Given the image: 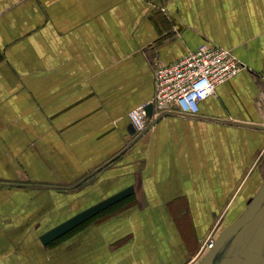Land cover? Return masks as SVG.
Returning a JSON list of instances; mask_svg holds the SVG:
<instances>
[{
    "label": "crops",
    "instance_id": "0c3cea01",
    "mask_svg": "<svg viewBox=\"0 0 264 264\" xmlns=\"http://www.w3.org/2000/svg\"><path fill=\"white\" fill-rule=\"evenodd\" d=\"M203 43L243 69L135 132L153 69ZM263 182L264 0H0V264H199ZM251 237L214 264H264Z\"/></svg>",
    "mask_w": 264,
    "mask_h": 264
},
{
    "label": "built area",
    "instance_id": "2783aa9c",
    "mask_svg": "<svg viewBox=\"0 0 264 264\" xmlns=\"http://www.w3.org/2000/svg\"><path fill=\"white\" fill-rule=\"evenodd\" d=\"M242 69L243 65L230 51L206 43L172 63L156 66L153 69L152 99L128 114L133 129L142 132L147 126V119L152 116H196L201 102L212 96L218 86L236 77ZM147 105L152 106L151 117L146 115ZM204 243L203 250L208 251L214 240L209 238Z\"/></svg>",
    "mask_w": 264,
    "mask_h": 264
},
{
    "label": "water",
    "instance_id": "95a60500",
    "mask_svg": "<svg viewBox=\"0 0 264 264\" xmlns=\"http://www.w3.org/2000/svg\"><path fill=\"white\" fill-rule=\"evenodd\" d=\"M145 111H146V115L148 117H151L152 106L147 105ZM129 193H130V189L115 195L114 197L110 198L106 204H104L103 208L118 202L119 200L127 196ZM263 204H264V182L262 183L255 198L248 206V208L244 211V213L241 216H239L236 220H234L230 225H228L219 233V235L214 241L212 248L205 253L199 264H214L216 257L223 251L225 245L232 237H234L237 233L247 232L250 223L256 218L257 214L262 209ZM92 215H93L92 213H89L87 215L83 213L78 214L77 216L71 218L67 222L61 224L60 226L56 227L55 229L49 231L44 236H42L40 239L41 243L43 245L49 244L50 242L60 237L64 233L68 232L72 228L76 227L79 223L88 219ZM250 232H252V230H250L249 233ZM251 236L252 237L245 248L246 253H249L255 247L260 246V244L264 240V231L256 232V233L254 231ZM242 238H245V235H243Z\"/></svg>",
    "mask_w": 264,
    "mask_h": 264
},
{
    "label": "flooded vegetation",
    "instance_id": "af4514ba",
    "mask_svg": "<svg viewBox=\"0 0 264 264\" xmlns=\"http://www.w3.org/2000/svg\"><path fill=\"white\" fill-rule=\"evenodd\" d=\"M243 235H244V232H242V235H241L240 237H239V236H236V237H237L236 239H235V237L231 238V239L227 242L226 246H228L229 243H232V246H235L237 243L242 244L243 241H244V238H241V237H243ZM249 241H250V240H249ZM249 241L246 242V245L248 244ZM244 242H245V241H244ZM246 245H245L244 249L246 248Z\"/></svg>",
    "mask_w": 264,
    "mask_h": 264
},
{
    "label": "rangeland",
    "instance_id": "374dc122",
    "mask_svg": "<svg viewBox=\"0 0 264 264\" xmlns=\"http://www.w3.org/2000/svg\"><path fill=\"white\" fill-rule=\"evenodd\" d=\"M248 231H249V230H248ZM248 231H247V232H248ZM254 231H255V230H253V231L250 232V233L248 232L249 234H248V236L245 237L244 240H246V239L248 240ZM241 235H242V233H237V234L235 235V239L237 238L236 236H239V237H240ZM241 238H242V237H241ZM244 244H245V243H244ZM206 251H207V250H203V252H206Z\"/></svg>",
    "mask_w": 264,
    "mask_h": 264
}]
</instances>
